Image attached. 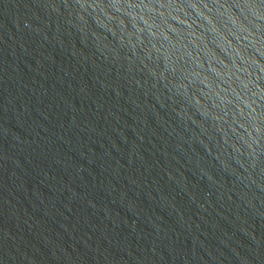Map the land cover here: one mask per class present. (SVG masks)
Instances as JSON below:
<instances>
[{
  "label": "water",
  "instance_id": "1",
  "mask_svg": "<svg viewBox=\"0 0 264 264\" xmlns=\"http://www.w3.org/2000/svg\"><path fill=\"white\" fill-rule=\"evenodd\" d=\"M0 264H264V0H0Z\"/></svg>",
  "mask_w": 264,
  "mask_h": 264
}]
</instances>
